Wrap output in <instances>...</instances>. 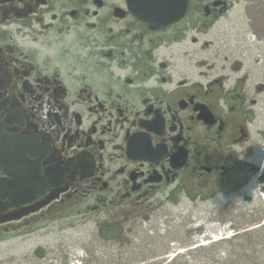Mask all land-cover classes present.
<instances>
[{"label": "flooded vegetation", "instance_id": "obj_1", "mask_svg": "<svg viewBox=\"0 0 264 264\" xmlns=\"http://www.w3.org/2000/svg\"><path fill=\"white\" fill-rule=\"evenodd\" d=\"M257 196L264 0H0V234Z\"/></svg>", "mask_w": 264, "mask_h": 264}, {"label": "rangeland", "instance_id": "obj_2", "mask_svg": "<svg viewBox=\"0 0 264 264\" xmlns=\"http://www.w3.org/2000/svg\"><path fill=\"white\" fill-rule=\"evenodd\" d=\"M262 223L258 196L59 215L1 233L0 264H264V230L236 236Z\"/></svg>", "mask_w": 264, "mask_h": 264}, {"label": "trees", "instance_id": "obj_3", "mask_svg": "<svg viewBox=\"0 0 264 264\" xmlns=\"http://www.w3.org/2000/svg\"><path fill=\"white\" fill-rule=\"evenodd\" d=\"M114 229H117V228H114V227H112L111 228V231H113ZM118 230V229H117ZM254 230H256L255 231V233H257L258 231H261V230H264V225H262V226H260V227H258V228H256V229H252V230H249V231H245V232H243V233H241V234H239V235H237V237H247V238H251V240H252V238L254 237V235H255V233H254ZM218 244H212L211 246H209V247H207V248H203V249H207V250H210V249H214L216 246H217ZM174 260V259H173ZM82 261H85L84 259H82Z\"/></svg>", "mask_w": 264, "mask_h": 264}, {"label": "water", "instance_id": "obj_4", "mask_svg": "<svg viewBox=\"0 0 264 264\" xmlns=\"http://www.w3.org/2000/svg\"><path fill=\"white\" fill-rule=\"evenodd\" d=\"M9 198H12L11 196H9ZM13 204V203H12ZM11 204V205H12ZM7 206H10V205H7V204H4V203H2V202H0V207H2V208H6Z\"/></svg>", "mask_w": 264, "mask_h": 264}]
</instances>
